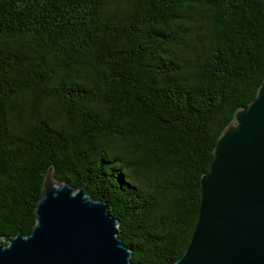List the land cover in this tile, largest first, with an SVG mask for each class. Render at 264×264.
Segmentation results:
<instances>
[{
    "label": "trees",
    "instance_id": "trees-1",
    "mask_svg": "<svg viewBox=\"0 0 264 264\" xmlns=\"http://www.w3.org/2000/svg\"><path fill=\"white\" fill-rule=\"evenodd\" d=\"M263 80L264 0H0V240L32 232L52 169L107 203L133 262L178 260Z\"/></svg>",
    "mask_w": 264,
    "mask_h": 264
},
{
    "label": "water",
    "instance_id": "water-1",
    "mask_svg": "<svg viewBox=\"0 0 264 264\" xmlns=\"http://www.w3.org/2000/svg\"><path fill=\"white\" fill-rule=\"evenodd\" d=\"M35 215L30 234L0 240V264H147L132 261L107 203L52 169ZM170 264H264V80L221 133L200 178L190 243Z\"/></svg>",
    "mask_w": 264,
    "mask_h": 264
}]
</instances>
